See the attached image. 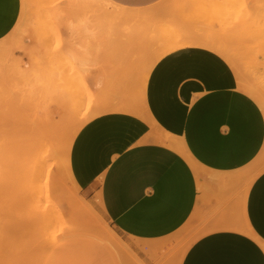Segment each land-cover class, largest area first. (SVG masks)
I'll list each match as a JSON object with an SVG mask.
<instances>
[{"label": "crops", "instance_id": "0c3cea01", "mask_svg": "<svg viewBox=\"0 0 264 264\" xmlns=\"http://www.w3.org/2000/svg\"><path fill=\"white\" fill-rule=\"evenodd\" d=\"M21 10L22 0H0V53ZM263 151L259 104L226 59L188 46L154 64L136 111L85 122L68 166L136 264H264V169L249 186L247 174ZM187 234L194 239L174 262L172 247Z\"/></svg>", "mask_w": 264, "mask_h": 264}, {"label": "rangeland", "instance_id": "374dc122", "mask_svg": "<svg viewBox=\"0 0 264 264\" xmlns=\"http://www.w3.org/2000/svg\"><path fill=\"white\" fill-rule=\"evenodd\" d=\"M80 1L22 0L20 18L1 49L0 264H96L98 261H111L113 257L119 264H136L123 250L127 246L125 240L98 207L80 188H72L62 171V165L54 169L53 182L57 185L53 195L61 216L57 211L47 209L44 201L22 199V194L32 186L29 158L31 138L28 133L32 124L44 130L48 124L50 130L61 124H73L88 106H95L97 100L102 102L114 98L111 92L127 89L128 83L135 95L137 74L133 72L130 78L119 75L117 78L108 71L110 60L103 53L111 39L125 40L127 38L122 34L126 32L144 34L151 40L154 37L164 39L166 30V37L174 35L173 32L181 35L183 27H192L194 23L199 25L207 19H218L226 26H240L243 22L249 28L232 27L236 29L234 35L238 37L232 44V52H238L241 56L242 77L239 78L238 71L232 68L238 77L240 89L246 93L244 87L254 84L264 97V57L256 61L246 54L249 47H245L246 43L256 48L259 46L264 53V39L261 38L264 30L263 33L261 31L263 36L260 34V40L257 38L260 43L257 39H249L255 27L250 25L252 20L246 22L248 15L235 4L236 0H97L98 4L103 1L100 7L93 0V8H87ZM262 3L264 0L259 4ZM154 4L157 7L155 10ZM111 6L116 9L114 15ZM158 6L162 10L159 11ZM169 7L172 8L166 12L164 9ZM142 11L148 18L144 19L146 16L141 15ZM205 11L208 14L205 15ZM209 12L213 15L210 16ZM105 14L108 17L112 14V18H116L103 24ZM132 15L140 18L134 20ZM203 15L209 17L205 19ZM160 29H164L162 33L158 32ZM17 52L22 54V58L16 55ZM57 103H65L67 109L54 110ZM259 106L264 113V108ZM73 108L79 111L76 113L71 110ZM58 162H63L59 154ZM263 169L264 151L247 168L248 186ZM86 206L93 210L94 217L88 214ZM191 239H194V235L187 234L175 242L172 247L174 262L181 259L184 245ZM105 247L113 252L107 253Z\"/></svg>", "mask_w": 264, "mask_h": 264}, {"label": "bare ground", "instance_id": "6f19581e", "mask_svg": "<svg viewBox=\"0 0 264 264\" xmlns=\"http://www.w3.org/2000/svg\"><path fill=\"white\" fill-rule=\"evenodd\" d=\"M94 1L93 0H81L80 2H83L84 5L88 8V6L92 7V3ZM98 1H101V0H98ZM260 1L261 0H245V1L240 2V0H236V3H235L238 5V7H242L243 10H245V13L248 15V19L247 20L245 19L246 22H249L252 20L250 25H252V27H255V30L252 32V34L250 36L251 38H249V39L254 40V41L257 38H259V40H260V34H262L263 33L262 30H264V24H262L263 26L261 25V21H263V23H264V3L259 4ZM96 2H97V0H96ZM96 2H94V4H97V7H100V4H102L103 1L99 4H98V2L97 3ZM209 2H207V3H209ZM104 4H105V2H104ZM225 4L223 6H225ZM156 5H157V3H156ZM170 5L172 6V4H169V6ZM231 5H229V6L231 7ZM154 7H155L154 10H155L157 8L155 6V4H154ZM218 7H220V6H218ZM225 7H228V6L226 5ZM103 8H105V5H104V7H102V10L104 12ZM111 8H113V10H114V12L112 13L114 15V13L116 12L115 11L116 9H114L115 8L114 6H111ZM171 8L169 7V8H166L164 10L166 11L167 9H171ZM122 10H124V9H122ZM160 10H162V9H160V7H159V11ZM174 10L175 9H173L172 11H174ZM159 11H158L157 15L159 14ZM124 12H125V10H124ZM190 12H192V11H190ZM206 12H208V11H205V15L208 14ZM127 13H125L124 15H126ZM140 13H141V15H145L144 14L145 12L143 13V11ZM112 14H111V16L109 15L110 17H108L106 14L104 15L105 20H102L103 24L105 23L106 20H108V21H114L115 20L116 17L112 18ZM118 14L120 15V12ZM179 14L177 13V15H179ZM209 14H210V12H209ZM128 15L130 16V14H128ZM134 15H136V14H134ZM163 15H165L164 12H163ZM205 15H203V16H205ZM211 15H213V14H210V16ZM138 16H136V17H138ZM145 16L146 17L143 16L144 19L148 18L147 15H145ZM167 16H169V15H167ZM201 16H202V14H201ZM120 17H121V15H120ZM122 17H124V19L127 18L125 16H122ZM132 17H133V15H132ZM132 17H131V19H132ZM207 17H209V16H205V19H207ZM133 18H134V20H136V19H139L140 16H139V18H135V16ZM183 18H184V16L182 17V19ZM176 20H179V19H176ZM181 20H179V21H181ZM187 23H189V21H187ZM242 23L240 26L234 25V24L233 25L229 24V26L228 25L226 26V25H224L223 22L218 21V19H216V20H213V19L208 20L207 19V20H203L199 25H196V23H194L195 25H192V27H189L188 25H187L188 27H186L184 25L185 27L182 28L183 32L181 35L175 34L173 32L174 35H169L166 37V34H167V30H166V34H165V32L163 33V34H165L164 39H156V37H154L156 40H153L154 38L151 40L148 36H145L144 34L137 35L136 33L131 34V33H127V32L122 34V37L127 38L125 40L119 39V41H118L116 39H111L109 41L108 45L106 46L107 48L105 49V51L103 53L104 57L109 58V60H110L108 62V66H109L108 71L110 73H112V75H115V76L119 75L121 78H126L127 76H128V78H130L131 74L133 72L135 74H137L138 83H136V89L137 90H136L135 95L132 94L131 88H130L131 86L128 83L127 89L122 88L123 89L122 91H120V89H119L118 92H115V90L112 92L113 93L112 95L115 96L112 99H116L118 96V100L115 101L112 105H106V103L104 102L103 104L100 103L99 108L93 109V107H92L93 104H91V106H88L87 109L81 114L80 117H76L77 121L74 122L73 124H67V125L61 124V125H58L57 128L55 127L54 130H50L51 127L49 124L47 126H45L47 130L46 129L44 130V128H39L40 126H36V125L32 124L30 126V129H28V130H30L28 133H29L30 138H31L29 140L30 141V144H29V151H30L29 156L30 157L29 158H30V163H31V167H30V174L31 175L30 176H31V185L32 186L27 191H25V193L22 194L23 195L22 199L24 201H31V202L44 201L45 207L47 209L52 210V211H57L60 214L59 208H58V206H56L55 197L53 195V192L56 189L55 187L57 186V185H54L55 183H53L54 182V169L56 168V166L62 165V171L66 175V178L69 181V183L71 184L72 188L74 190H79L76 182L74 181V179L70 173L69 166H68L70 147H71V144H72V141H73L75 134L77 133L79 128L85 122H87L93 115H95L101 111L110 110V109H123V110L136 111L138 104H141V102L144 98V88H145V84H146V80L148 78V75H149L152 67L154 66V64L163 56H165L171 52H174L176 50H179L181 48L188 47V46L205 47L207 49L214 51L215 53L221 55L224 59H226V61H228V63L231 65V67H234L238 71V74H239L238 76H239V78H241L242 72H243L242 70H244L242 68L243 67V63H242L243 61L240 60L239 57H241V56H239L237 54L238 52L237 53L232 52V49L234 50V46L232 44L235 40L238 39V37L236 35H234V32H236V29L234 30V29H232V27H248L249 28V26H245L244 23L243 24ZM177 25L178 24H176V26ZM181 25L183 26V24H181ZM172 27H173V25L170 28H172ZM166 28L169 30V27H166ZM173 29H175V28H173ZM145 30H146V27H145ZM163 30L164 29H160V31H158V32L162 33ZM261 31H262V33H261ZM144 33H146V32H144ZM135 35H136L137 39H136ZM241 35H242V33H241ZM248 35H249V33H248ZM262 36H263V34H262ZM160 37H162V36L160 35ZM261 38L263 40L264 36ZM259 43H260V41H259ZM240 44H243V41H240ZM247 44H249V43H246L245 47H249V51L246 53L248 56L250 55V56L254 57V59H256V61H258L257 59H259L260 57L261 58L264 57V53L261 52L262 48H260L259 46H257L258 48H256L254 45L251 46L250 44H249V46H247ZM257 45H258V43H257ZM259 61H260V59H259ZM246 63H249V62H244V64H246ZM119 76L117 78H119ZM130 82H131V80H130ZM244 90L246 91V93L249 96H251L259 105H261L264 108V97L262 96L260 90L258 89V87L256 85H254V84L249 85L248 84V86L244 87ZM122 94H124L126 96L125 99L122 98V96H121ZM103 101H106V100H103ZM96 102L99 103L100 101L97 100ZM71 110L76 112V113L79 111L78 108H73ZM43 120H44V118H43ZM62 120H63V117H62ZM43 127H44V125H43ZM58 140H59V142H58ZM58 154L61 156V159L63 160L62 164H60V162H58ZM32 176H33V178H32ZM86 207H87L86 210H87L88 214L90 216L94 217L93 210L88 206H86ZM60 216H61V214H60ZM241 229L245 232L250 233V229L247 226L242 227ZM105 249L107 250L106 251L107 253L113 252V251H111V249L109 247H105ZM123 250H126L127 252H129L128 246H126L125 249L123 248ZM184 251H185V249H183V253H184ZM96 264H119V263H118V260H116V258L113 257V258H111V261L110 260H104L101 262L98 261V262H96Z\"/></svg>", "mask_w": 264, "mask_h": 264}]
</instances>
